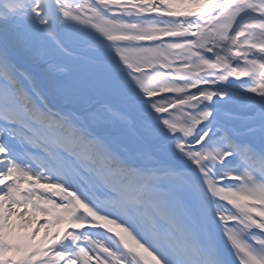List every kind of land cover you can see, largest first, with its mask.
I'll return each instance as SVG.
<instances>
[{
  "label": "snow or ice",
  "instance_id": "obj_1",
  "mask_svg": "<svg viewBox=\"0 0 264 264\" xmlns=\"http://www.w3.org/2000/svg\"><path fill=\"white\" fill-rule=\"evenodd\" d=\"M0 264H264V0H0Z\"/></svg>",
  "mask_w": 264,
  "mask_h": 264
}]
</instances>
